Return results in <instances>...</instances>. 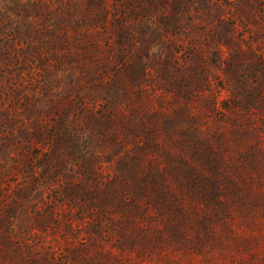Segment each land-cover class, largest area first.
<instances>
[{
	"label": "rangeland",
	"instance_id": "374dc122",
	"mask_svg": "<svg viewBox=\"0 0 264 264\" xmlns=\"http://www.w3.org/2000/svg\"><path fill=\"white\" fill-rule=\"evenodd\" d=\"M45 1L29 37L0 29V264H264V0ZM140 65L146 110L184 76L196 83L180 95L182 118L198 115L202 128L237 102L248 120L232 151L259 156L231 170L238 194L182 198L170 216L66 195L83 176L77 143L88 185L141 143L124 121L116 141L92 136L105 107L132 119Z\"/></svg>",
	"mask_w": 264,
	"mask_h": 264
},
{
	"label": "trees",
	"instance_id": "16d2710c",
	"mask_svg": "<svg viewBox=\"0 0 264 264\" xmlns=\"http://www.w3.org/2000/svg\"><path fill=\"white\" fill-rule=\"evenodd\" d=\"M47 10L45 0H0V29L9 27L10 33L29 37L35 33V28H29L32 24L29 25L27 18L31 14L44 16ZM140 69L141 65L135 70L130 83L134 91L130 99L137 103L133 107L132 119L128 121L114 111L108 112L109 108L105 107L95 117L91 133L95 137L108 135L116 141L118 126L115 124L124 121L127 132L141 135V143L136 144L135 152H124L115 165L113 175L102 185L97 181L87 184L86 177L92 167L88 163V155L80 150L77 143L79 169L83 176L78 178L74 188H66V195H82L101 207L146 208L158 213L167 212L170 216L173 210H182L187 202L182 198H188L190 202L218 203L222 196L230 192L226 190L230 185L235 188L231 193L238 194L242 189L241 180L233 177L231 170L237 168L238 174L245 166V160L250 163L252 159L258 160L259 156L247 148L239 152L245 157L241 161L232 151V145H235L232 142L245 133L243 125L247 118L245 113L235 108L237 102L232 98L226 100L224 107L229 113L219 115L207 128H202L197 122L198 115L182 118L190 112L180 95L186 92L187 96L191 92L188 91L190 86L196 83L194 77L184 76L182 80L167 84L168 89L175 90L174 97H158L156 107L146 110L145 94L148 91L139 86V75H135ZM124 87L126 95L133 92H127V84ZM110 91L113 93L115 90ZM226 119L230 120V126H225ZM87 185L89 190L85 189Z\"/></svg>",
	"mask_w": 264,
	"mask_h": 264
}]
</instances>
